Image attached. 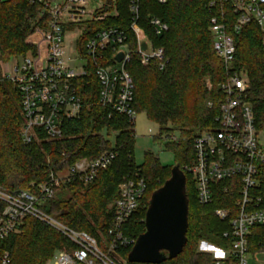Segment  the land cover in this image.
I'll return each mask as SVG.
<instances>
[{
    "label": "trees",
    "instance_id": "obj_1",
    "mask_svg": "<svg viewBox=\"0 0 264 264\" xmlns=\"http://www.w3.org/2000/svg\"><path fill=\"white\" fill-rule=\"evenodd\" d=\"M103 1L113 3L118 12V16L111 17L106 25L120 26L128 34L132 53L125 69L134 83L133 110L146 114L160 131H169L166 128L170 126L180 133L178 140L168 141L167 145L175 154L174 165L179 166L186 178L187 244L176 259L162 264H210L211 256L196 251L197 242L205 240L223 249L230 248L229 220L220 221L214 211L228 208L232 210L229 219L235 216L233 206L239 185L233 183L238 179L215 185L212 203L200 205L191 175L185 171L193 164L196 134L215 126L218 105L224 98L220 87L227 78L221 59L213 51L209 31L211 12L206 8L208 0H166L164 4L144 0L141 3L138 27L144 30L153 48L164 50L162 69L157 60L143 65L136 53L134 36L128 33V1ZM38 11L39 6L31 4L30 0H0V64L35 50L37 32L44 28L36 21ZM152 17L165 23L168 31L156 36L149 24ZM97 27L95 24L92 29ZM84 33L83 40L92 32ZM234 43L233 67L248 78L247 101L252 107L254 125L260 130L264 128V33L255 23H250L234 37ZM87 74L77 84L82 100L80 118L64 124L63 139L54 142L42 139L29 145H25L19 135L23 123L19 94L11 82L0 78V185L11 191L35 192L37 186L48 183L51 174L58 176V172L68 170L79 160L92 161L104 152H114L116 157L111 165L99 171L90 183L71 179L55 189L53 197L42 207L46 214L63 225L96 238L103 249L100 239L111 225L110 206L118 198V186L123 178L137 173L146 186L141 206L127 228V233L136 239L144 232V217L151 194L170 177L174 165L162 168L151 154H146L143 165L134 164L132 126L124 117H109L108 110L98 104L99 84L91 64ZM103 133L115 135L114 145ZM258 179L254 195L261 199L264 207V169ZM60 190L67 196H56ZM3 208L0 203V212ZM67 247L69 242L60 233L26 217L18 232L2 242L1 251L9 253L10 264H45L56 251ZM130 250L120 252L125 260ZM247 251L251 255L264 252V226L250 229Z\"/></svg>",
    "mask_w": 264,
    "mask_h": 264
},
{
    "label": "built area",
    "instance_id": "obj_2",
    "mask_svg": "<svg viewBox=\"0 0 264 264\" xmlns=\"http://www.w3.org/2000/svg\"><path fill=\"white\" fill-rule=\"evenodd\" d=\"M127 1L128 33L134 36L136 53L144 64L157 60L162 69L164 50L153 48L144 30L138 27L144 0ZM30 3L39 6L35 18L44 27L37 32L36 52L14 61L11 70L2 77L14 85L20 97L22 142L29 145L42 139L53 142L63 139L64 124L80 118L82 100L77 84L88 75L90 64L99 84L98 104L108 110L109 117L126 118L133 129L134 83L125 69L132 53L128 34L120 26L106 25L111 17L118 16L114 4L103 1L102 7L92 11L87 20V0H30ZM206 8L211 12L209 31L213 51L221 59L227 78L220 87L224 98L218 105L215 126L196 134L193 164L185 171L194 182L198 204L205 206L213 201L215 185L238 179L233 182L239 185L233 206L235 216L229 219L232 210L228 208L214 211L220 221L229 220L230 248L209 246L204 251L212 256L210 264H249L250 229L264 226V207L254 195L259 173L264 169V128L259 130L254 125L252 107L247 101L246 74L233 67L234 37L250 23L264 33V0H208ZM95 24L96 30L92 29ZM149 24L156 36L168 31L158 18L152 17ZM86 31L92 33L83 40ZM68 51L73 57L67 55ZM120 52L124 58L118 63L116 56ZM115 157L114 152H104L92 161L79 160L69 167L67 175L51 174L48 183L37 186L35 192L11 191L0 185V203L4 205L0 212V264H10L9 253L1 251L2 242L18 232L26 217L51 227L69 242V247L56 251L45 264H126L120 252L135 244L136 239L127 233V228L141 206L146 188L139 174L124 177L118 186V198L111 205V225L100 239L103 249L96 238L63 225L42 208L61 184L71 179L88 184ZM227 236L225 233L224 237Z\"/></svg>",
    "mask_w": 264,
    "mask_h": 264
},
{
    "label": "water",
    "instance_id": "obj_3",
    "mask_svg": "<svg viewBox=\"0 0 264 264\" xmlns=\"http://www.w3.org/2000/svg\"><path fill=\"white\" fill-rule=\"evenodd\" d=\"M145 50V44L141 45ZM124 53L116 56L120 63ZM188 199L186 178L178 165L170 171V177L155 190L144 217V232L136 238L127 255L129 264H162L176 259L187 244Z\"/></svg>",
    "mask_w": 264,
    "mask_h": 264
},
{
    "label": "rangeland",
    "instance_id": "obj_4",
    "mask_svg": "<svg viewBox=\"0 0 264 264\" xmlns=\"http://www.w3.org/2000/svg\"><path fill=\"white\" fill-rule=\"evenodd\" d=\"M6 0H1V2ZM103 5V0H87V6L85 7V11L87 12V20H89V14L92 11L99 10ZM81 27L80 29H82ZM83 30V29H82ZM38 38V37H37ZM37 38L35 43H37ZM36 52V44L35 50H28L23 57L28 54H35ZM68 56L73 57L70 51L67 52ZM22 56L11 58L9 61H17L23 58ZM143 63V62H142ZM143 65H147L144 64ZM207 88L210 89L211 85L208 81ZM166 129L169 131H160V127L153 121H150L146 114L138 112L134 117V128L132 129V135L134 138L132 144V155L133 162L136 166H141L145 163L146 154H151L156 160L157 163L163 168H171L175 164V154L171 148L168 147L167 143L169 138L172 136L176 140L180 138V133L177 130L172 129L170 126H167ZM105 139L110 142L111 145L115 143V135L110 134L109 136L103 133ZM67 170L63 169L58 172V176L62 177L67 175ZM162 186V185H161ZM66 195L65 191H58L56 196L63 197ZM67 196V195H66ZM194 202L191 200V206L194 205ZM111 207V206H110ZM193 228V227H191ZM220 248L218 245L210 243L205 240H199L196 245V251L199 253H206L204 249L208 247ZM209 255V254H208ZM211 256V255H209ZM248 258L250 264H264V252H256L253 255L248 254ZM212 259V256H211Z\"/></svg>",
    "mask_w": 264,
    "mask_h": 264
},
{
    "label": "crops",
    "instance_id": "obj_5",
    "mask_svg": "<svg viewBox=\"0 0 264 264\" xmlns=\"http://www.w3.org/2000/svg\"><path fill=\"white\" fill-rule=\"evenodd\" d=\"M13 64H14L13 61H8L7 63L0 64V78L3 77L5 74H7L11 70ZM249 264H250V261H249Z\"/></svg>",
    "mask_w": 264,
    "mask_h": 264
}]
</instances>
